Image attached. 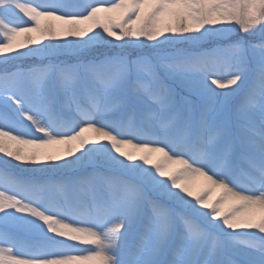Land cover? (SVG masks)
I'll list each match as a JSON object with an SVG mask.
<instances>
[{"label":"snow or ice","instance_id":"snow-or-ice-1","mask_svg":"<svg viewBox=\"0 0 264 264\" xmlns=\"http://www.w3.org/2000/svg\"><path fill=\"white\" fill-rule=\"evenodd\" d=\"M11 61L0 264H264V0H0Z\"/></svg>","mask_w":264,"mask_h":264},{"label":"rangeland","instance_id":"rangeland-1","mask_svg":"<svg viewBox=\"0 0 264 264\" xmlns=\"http://www.w3.org/2000/svg\"><path fill=\"white\" fill-rule=\"evenodd\" d=\"M70 2L72 3H82L83 0H70ZM11 18L13 19L14 22L16 23H21L23 20H26V18H22V14H18V13H12L11 14ZM53 23H58L57 21H52ZM82 27H87V24H84V25H81ZM99 31H102V29H98ZM31 35V34H30ZM24 39V35H20L18 37H16L14 43L15 44H18L20 43L21 41H23ZM111 39V38H109ZM253 39H258V37H255ZM113 43H117L116 41L113 40ZM31 47V46H30ZM25 49H21V51H23ZM100 51H103V50H100ZM128 52L131 54V52H134L136 53L135 50L133 49H128ZM14 54V53H13ZM133 54V53H132ZM99 55V52L97 51H93L92 53H90V57L92 56H97ZM135 55V54H134ZM18 63L17 61H11L7 64H4L2 62H0V71H3L5 68H8V69H12L14 67V65ZM23 63H31V61H25ZM218 92L219 91H225L224 89H216ZM85 135H91L90 133H85ZM125 151L127 152H132L133 150L132 149H124ZM134 155H141V153H133ZM158 159V156L156 154H154L152 157H151V160H152V163H155V161ZM179 166L177 165H169L168 167V171H174L176 168H178ZM204 185V181L202 180V178H196L194 179L193 181L190 182L189 184V187L190 189L196 193L198 192L201 187ZM219 194V190H216L212 193V197L210 199H214L217 195Z\"/></svg>","mask_w":264,"mask_h":264},{"label":"trees","instance_id":"trees-1","mask_svg":"<svg viewBox=\"0 0 264 264\" xmlns=\"http://www.w3.org/2000/svg\"><path fill=\"white\" fill-rule=\"evenodd\" d=\"M132 53H133V54H132ZM131 54H132V55H134V54H136V53H134V52H131ZM0 155H2V154H0Z\"/></svg>","mask_w":264,"mask_h":264}]
</instances>
